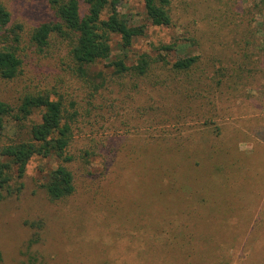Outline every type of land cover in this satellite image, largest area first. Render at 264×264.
<instances>
[{
  "label": "rangeland",
  "instance_id": "rangeland-1",
  "mask_svg": "<svg viewBox=\"0 0 264 264\" xmlns=\"http://www.w3.org/2000/svg\"><path fill=\"white\" fill-rule=\"evenodd\" d=\"M0 1L27 24L45 11L44 0ZM220 1L235 4L242 19L222 23L220 38L240 45L246 38L251 41L247 60L254 76L242 91L241 105H235L230 118L207 124L192 113L173 119L176 103L171 102L172 114L149 121L142 106L150 88L141 85L124 95L135 106L127 120L117 87L105 92L96 100L104 115L98 121L83 115L74 130L70 151L76 158L69 165L73 193L52 201L36 184L44 175L41 166L47 170L56 165L50 157L31 160L21 194L0 200V264H264V0ZM121 10L135 23L144 21L141 0H126ZM182 24L189 27L182 21L171 29L149 27L127 51V64L141 50L152 52L151 35H179ZM65 51L54 35L46 55L25 51L22 74L0 81V98L16 102L23 89L45 85L80 98L83 88L67 69ZM118 53L113 50L112 58ZM100 68L111 69L106 63L92 67ZM161 98L154 93L150 100L157 106ZM31 119L37 121L39 112ZM29 127L30 121H19L5 125L4 133L26 134ZM256 150L260 157L249 156ZM192 153L206 161L200 164ZM171 174L191 179L173 182ZM36 220L43 222L40 239L29 246L35 232L29 224Z\"/></svg>",
  "mask_w": 264,
  "mask_h": 264
},
{
  "label": "trees",
  "instance_id": "trees-1",
  "mask_svg": "<svg viewBox=\"0 0 264 264\" xmlns=\"http://www.w3.org/2000/svg\"><path fill=\"white\" fill-rule=\"evenodd\" d=\"M125 1L44 0V14L32 24L15 18L0 1V81L18 79L23 72L25 51L30 49L46 55L54 35L65 44L67 69L83 88L81 97L76 100L58 91L56 85L23 89L16 102L0 98V200L21 194L23 177L31 160L50 157L55 158L56 165L47 170L41 166L39 171H44V175L35 180L36 184L52 201L70 196L75 185L69 165L76 158L70 151V144L75 128H80L79 118L94 115L98 121L104 114L101 113L103 106L99 102L97 106L96 100H101L105 92H113L116 87V92L123 96L120 101L124 102L122 110L127 108L128 117L124 118L127 120L132 117L135 106L124 95H132L131 92L141 85L150 88L142 106L150 115L149 121L157 115L172 114L171 102L176 103L173 119L180 120L192 113L207 124L221 117L230 118L235 105H241L242 91L248 88L254 76V69L249 67L247 60L251 41L246 38L240 45L233 38H220L222 23L227 21L231 25L242 20L236 15L235 4L220 0H141L144 21L135 23L121 10ZM192 3L196 6L190 10ZM221 3L229 5L223 8ZM180 21L189 27L182 24V33L168 38L151 35L152 52L141 50L134 61L127 64V51L134 41L147 35L149 27L171 29L180 26ZM197 22L203 27L196 26ZM177 48V54H172ZM116 49L120 53L112 58V51ZM170 55L172 58H168ZM102 63L111 69L107 72L103 68L92 69L95 64ZM154 93L162 97L157 106L150 100ZM35 111L39 112L37 121L31 119ZM226 112L228 115H224ZM19 121H30L26 134L4 133L5 125L12 126ZM215 131L219 133L218 127ZM5 135L8 137L2 142ZM227 141H231V136ZM192 154L201 158L200 164L206 161ZM261 155L260 150H256L249 156L256 159ZM81 156L87 157L85 153ZM243 166L248 168V164ZM169 179L184 182L191 178L188 174L181 178L171 174ZM29 225L35 229L28 241L30 246L39 241L38 230L43 222L36 220ZM33 262L35 260L31 264H36Z\"/></svg>",
  "mask_w": 264,
  "mask_h": 264
}]
</instances>
